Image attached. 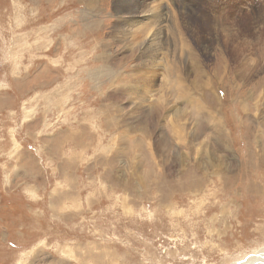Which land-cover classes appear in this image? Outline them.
Here are the masks:
<instances>
[{
	"label": "rangeland",
	"instance_id": "rangeland-1",
	"mask_svg": "<svg viewBox=\"0 0 264 264\" xmlns=\"http://www.w3.org/2000/svg\"><path fill=\"white\" fill-rule=\"evenodd\" d=\"M146 6L161 13L152 44L132 34ZM258 36L264 0H0V264L264 249ZM147 72V99L125 91Z\"/></svg>",
	"mask_w": 264,
	"mask_h": 264
},
{
	"label": "bare ground",
	"instance_id": "bare-ground-1",
	"mask_svg": "<svg viewBox=\"0 0 264 264\" xmlns=\"http://www.w3.org/2000/svg\"><path fill=\"white\" fill-rule=\"evenodd\" d=\"M150 1V0H149ZM152 1V0H151ZM132 2V1H131ZM180 2V1H179ZM162 3V2H161ZM172 4V3H171ZM142 5V4H141ZM163 5V4H162ZM146 8H148V6H146ZM170 9V8H169ZM138 10H139V8H138ZM154 12H155V15H152V7H150V8H148V15L146 16V17H141V18H143V19H141V18H137L138 19V21L136 20V24L134 25V32H132V34H137V33H140V34H142L141 36H143V37H146L145 38V42L147 43V42H150V43H148V44H152V43H155L154 41H156L157 39H158V37H159V34H160V31H161V29L160 28H155V26H159V21L158 20H160V18L158 19V16H161V13L160 14H157V12L155 11V10H153ZM160 11H167V13L169 14V20H170V15L172 14V12H173V9L172 10H167L166 8H163V9H161ZM124 12V11H123ZM130 13V12H129ZM142 13V12H141ZM146 14V13H145ZM140 15V14H139ZM174 18V17H173ZM179 18H180V16H179ZM219 18V17H218ZM134 20H135V18H134ZM145 20H146V22H145ZM172 20V19H171ZM214 21H215V19H213ZM222 20V19H221ZM221 20H220V22H221ZM219 21H217V23H218ZM180 23V22H179ZM209 23H210V21H209ZM176 24V23H175ZM218 25V24H217ZM180 26V25H179ZM178 30V29H177ZM179 31V30H178ZM137 32V33H136ZM163 33V32H162ZM179 34V33H178ZM226 36V35H225ZM228 36H226V38H227ZM258 40H259V42L261 43L262 41V44H264V36L262 37V39L258 36ZM144 39V38H143ZM235 40V39H234ZM262 40V41H261ZM243 43V42H242ZM138 44V43H137ZM227 44V43H226ZM248 43H246V45H247ZM252 44H253V42H252ZM235 45V44H234ZM240 45V44H239ZM245 45V46H246ZM182 47V46H181ZM242 47V46H241ZM248 47H249V45H248ZM247 47V48H248ZM252 47H253V45H252ZM251 47V48H252ZM264 47V46H263ZM237 48V47H236ZM239 48V49H238ZM237 49L238 50H240V46L238 47ZM243 49V48H242ZM238 50H234L235 52H234V58L236 59V60H238L239 59V53L237 52ZM263 50V49H262ZM254 51V50H253ZM240 52H241V50H240ZM245 53V52H244ZM248 53V52H247ZM242 54V53H241ZM258 55H260L261 57H262V53H260V54H258ZM244 56V55H243ZM247 57V56H246ZM259 57V56H258ZM250 60V59H249ZM243 61V60H242ZM241 61V62H242ZM245 61V60H244ZM235 62H237V61H235ZM248 62V61H247ZM246 62V63H247ZM243 63H245V62H243ZM242 63V64H243ZM251 64L253 63V62H250ZM236 64V63H235ZM237 64H238V62H237ZM240 64V63H239ZM254 64V63H253ZM252 64V65H253ZM198 65V64H197ZM247 66H248V63L246 64ZM252 65H250V66H252ZM256 64H254L253 66H255ZM260 65V64H259ZM241 64H240V66H238L239 68H238V71L237 70H235V74H238L239 76H241V77H244V76H246V75H250L251 73H253V71H249L247 68H245V69H242L241 68ZM257 66V65H256ZM255 66V67H256ZM196 67V66H195ZM194 67V68H195ZM255 67H253V68H255ZM236 68V67H235ZM252 68V69H253ZM257 68V67H256ZM170 69V68H169ZM173 69V68H172ZM251 69V70H252ZM169 72V71H168ZM254 72H255V70H254ZM170 73H171V71H170ZM255 74V73H254ZM250 77V76H249ZM149 78V76H148V72L147 73H145V74H142L141 76L140 75H136V76H134L133 78H132V81H131V84L132 85H125L124 87V89H125V91H127V90H130V95H133L134 96V94H137V96L141 93V96H142V94L144 95L143 97H145L146 96V93L144 92V91H138V92H135V90H136V88L137 87H139V84L141 83V81H144V85L145 84H147V86H149V83H151L152 82V80L151 79H148ZM174 78H177V80H178V77L176 76V77H174ZM251 78H252V75H251ZM246 80H247V78H246ZM142 84V83H141ZM207 85V84H206ZM208 86V85H207ZM146 91V90H145ZM127 94V93H126ZM142 97V98H143ZM131 98V97H130ZM146 98V97H145ZM147 99V98H146ZM191 100V99H190ZM148 102V101H147ZM260 120V119H259ZM264 123V122H263ZM235 264H264V249H262L260 252H258L257 254H255V255H251V256H249L248 258H246L245 260H243L242 262H238V263H235Z\"/></svg>",
	"mask_w": 264,
	"mask_h": 264
}]
</instances>
